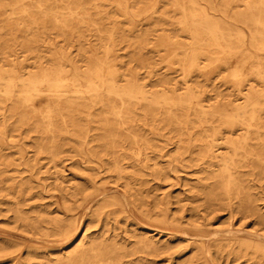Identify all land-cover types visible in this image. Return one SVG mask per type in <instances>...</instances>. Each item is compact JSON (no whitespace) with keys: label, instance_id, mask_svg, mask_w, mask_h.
Segmentation results:
<instances>
[{"label":"rangeland","instance_id":"obj_1","mask_svg":"<svg viewBox=\"0 0 264 264\" xmlns=\"http://www.w3.org/2000/svg\"><path fill=\"white\" fill-rule=\"evenodd\" d=\"M80 2L84 11L74 19H64L65 27L40 14H0L1 68L15 63L28 73L52 64L58 52L81 70L96 61L111 63L119 83L134 74L152 93L160 94L172 86L184 92V74L175 60L184 56V49H176L173 56L160 44L164 36L180 46L189 41L179 23L183 19L179 8L169 0ZM201 6H215L219 10L215 16L248 14L244 4L232 1L207 0ZM64 11L57 4L49 8L50 14ZM247 24L253 27L250 21ZM228 27L234 29L232 24ZM256 38L263 40L260 35ZM206 49L209 53L198 55L199 67L187 76L201 105L221 109L229 103L243 104L230 77L231 67H215L221 51L211 45ZM248 70L249 66L243 69L248 78L243 92L249 83L259 82ZM14 103V97L0 93V264H58V257L78 241L83 247L98 242L111 246L119 253V264H264V250L255 247L256 241L264 246V238L260 239L264 236V159L245 157L241 151L234 155L238 183L225 190L217 166L192 160L191 152H177V134L166 127L175 125L166 121L161 106L149 102L145 105L151 106L155 115L146 117L147 124L136 111L131 128L112 129L121 137L133 129L153 139L134 167L127 165L132 150L124 148L126 155L119 162L124 177L117 178L109 155L99 152L91 161L83 157L90 148L100 150L96 141L80 145L70 133L56 131L55 150L39 149L42 142H51L46 139L51 137L45 124L35 116L22 123L19 114L12 112ZM88 110L89 115L71 117L86 128L91 140L114 119L103 113L100 104ZM261 117L264 122V111ZM190 119L189 126H224L212 112L208 123L200 124L193 111ZM56 125L59 128L61 123ZM67 125L72 131V125ZM258 142L253 139L250 146L257 147ZM215 144L222 156L233 155L225 139ZM80 148L83 154H78ZM89 177L99 187L93 193ZM124 181L129 182L127 187ZM19 188L24 190L22 197ZM101 191L108 201L97 216L90 217L87 208L97 207L94 200ZM67 214H73L75 222L70 233L63 229ZM36 216L40 222L34 226ZM195 240L201 241L206 253L199 252Z\"/></svg>","mask_w":264,"mask_h":264},{"label":"bare ground","instance_id":"obj_2","mask_svg":"<svg viewBox=\"0 0 264 264\" xmlns=\"http://www.w3.org/2000/svg\"><path fill=\"white\" fill-rule=\"evenodd\" d=\"M169 1L183 12V19L179 23L188 33L189 41L185 46H180L172 42L170 37L164 36L160 44L167 51L173 52V56L176 54L174 53L176 49L180 47L184 49V56L175 58L184 74L183 80L186 84L184 92H178L175 86H172L169 90L163 89L160 94L152 93L134 74L126 78L124 83H119L116 77L117 70L111 63L96 61L86 70H81L68 56L57 52L54 54L52 64L37 66L28 73L22 72V67L15 63L8 69L0 66V93L6 98H15L12 112L19 114L22 123L35 116L45 124L44 130L51 137L46 139L51 142L48 145L42 142L39 149L55 150V143L58 140L55 138L56 131L70 133L80 145L96 141L95 146H99L100 150H90V148V153L84 154L83 157L91 161L90 157L97 156L99 152L109 155L107 159L113 164L111 169L117 178L124 177L119 164L120 158L126 155L124 148L128 146L132 150V154L128 156L132 160L127 165L134 167L142 160L141 155L153 139L144 137L133 129L128 130V133L121 137L113 133V127L131 128L132 126L129 125L134 122L133 115L136 111L140 112L144 123L147 124L146 117L155 113L151 106L145 104L150 102L159 105L168 116L166 121L175 125L166 127L170 132L177 134V152H191L192 160H202L210 166H217L220 181L225 190H228L231 183H238L233 172L237 166L234 155L241 151L245 153V157L255 156L257 160L264 159V122L261 117L264 111V0H257L252 4L245 0H222L223 3L232 1L237 5L244 4L248 14L239 12L234 16H227L224 13L215 16V12L219 11L215 6H201V3H207V0ZM52 4L64 9L63 14H50L49 8ZM123 10L127 12L124 6ZM6 11L27 16L40 14L52 18L65 27L68 25L64 24V19H74L84 10L80 0H0V14ZM247 21H250L252 28ZM228 24H232L234 29L231 30ZM257 35L263 36V40L258 41ZM207 45L215 46L222 53V57L215 59L217 63L215 67L219 64L231 67L230 77L238 93L243 96V104L229 103L221 109H206L201 105L193 87L187 83V76L199 67L198 55L209 53L206 49ZM245 66H249L247 73L258 79L261 85L259 86V82L254 80L255 84L249 83L243 92L245 81L248 80L243 72ZM103 95L108 99L102 98ZM111 97L113 100H110ZM95 104H100L106 115H112L114 122H106V126L101 127L103 131L101 135L96 139L88 140L86 128L79 126L71 116L89 115L88 108ZM192 111L200 124L210 122L207 117L209 112H212L220 116L219 121L224 126H189ZM57 122L61 123L59 128ZM68 123L72 125V131L68 129ZM219 139H225L233 155L222 156V153L216 151L215 142ZM253 139L259 142L257 147L252 148L250 141ZM81 153H84L82 148L78 151V154ZM89 181L93 187L92 193L97 191L99 187L94 178L89 177ZM128 184V181H124L123 186L127 187ZM18 191L22 197L24 190L19 188ZM101 193L103 192L96 194ZM107 197L106 193L101 194L94 200L97 207L87 208L90 217H95L101 212L108 201ZM18 211L16 209V213ZM63 221L65 232L73 231L75 228L73 214L65 215ZM39 222L40 218L36 216L33 225L37 226ZM229 241L230 239L227 240ZM195 243L202 255L206 253L200 240H195ZM255 244L256 248L264 250L261 241H256ZM118 254L103 242L83 247L82 242L78 241L71 250L58 257V264H103V262L119 264Z\"/></svg>","mask_w":264,"mask_h":264}]
</instances>
